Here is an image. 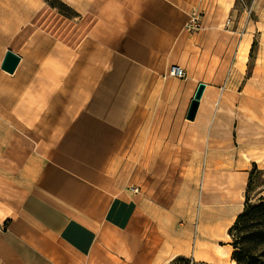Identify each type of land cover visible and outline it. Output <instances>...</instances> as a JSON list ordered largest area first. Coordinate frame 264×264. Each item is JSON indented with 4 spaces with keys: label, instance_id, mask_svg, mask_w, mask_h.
<instances>
[{
    "label": "crops",
    "instance_id": "1",
    "mask_svg": "<svg viewBox=\"0 0 264 264\" xmlns=\"http://www.w3.org/2000/svg\"><path fill=\"white\" fill-rule=\"evenodd\" d=\"M97 9L107 49L98 53L106 63L95 68L89 127L74 128L73 144L31 171L32 187L0 225V264H169L188 255L162 178L226 145L228 81L247 61L236 0H105ZM172 64L186 77L168 76ZM246 88L239 95L251 100ZM127 162L143 170L137 185L118 182Z\"/></svg>",
    "mask_w": 264,
    "mask_h": 264
},
{
    "label": "rangeland",
    "instance_id": "2",
    "mask_svg": "<svg viewBox=\"0 0 264 264\" xmlns=\"http://www.w3.org/2000/svg\"><path fill=\"white\" fill-rule=\"evenodd\" d=\"M104 2L36 0L34 8H27L19 0H0V225L32 187L30 174L40 160L53 159L66 143L73 144L74 128L89 127L95 68L106 63V57H98L106 42L96 30L97 8ZM236 5L243 33L240 55L247 53V61L229 77L235 96L222 113L226 145L195 154L193 167L162 178L161 190L171 199L170 220L178 232L187 230L189 242L183 255L188 261L169 264H231L230 229L247 198L257 203L264 197V0H236ZM15 7L24 17L17 25L10 16ZM7 50L21 57L14 73L1 68ZM9 81L15 90L8 89ZM244 84L251 100L239 95ZM122 167L119 184L137 185L143 170L131 162ZM255 259L264 262V249Z\"/></svg>",
    "mask_w": 264,
    "mask_h": 264
},
{
    "label": "trees",
    "instance_id": "3",
    "mask_svg": "<svg viewBox=\"0 0 264 264\" xmlns=\"http://www.w3.org/2000/svg\"><path fill=\"white\" fill-rule=\"evenodd\" d=\"M230 233L234 248L232 256L236 264H264L255 259L256 251L264 249V197H260L257 203L246 199L244 209ZM174 260L188 261L185 256H178Z\"/></svg>",
    "mask_w": 264,
    "mask_h": 264
},
{
    "label": "water",
    "instance_id": "4",
    "mask_svg": "<svg viewBox=\"0 0 264 264\" xmlns=\"http://www.w3.org/2000/svg\"><path fill=\"white\" fill-rule=\"evenodd\" d=\"M20 61H21V57L19 55L15 54L11 50H7L1 62V68L8 73H14ZM204 89H205V84L203 82H200L197 86V89L195 91V94L191 100L188 109V113H187L188 120H193L195 118L199 106V101L203 95Z\"/></svg>",
    "mask_w": 264,
    "mask_h": 264
},
{
    "label": "bare ground",
    "instance_id": "5",
    "mask_svg": "<svg viewBox=\"0 0 264 264\" xmlns=\"http://www.w3.org/2000/svg\"><path fill=\"white\" fill-rule=\"evenodd\" d=\"M19 1H22V2H24V4H25V7H27V8H34L35 7V5H36V0H19ZM11 11V14H10V16H12V18H13V20H14V22H15V25H17V24H19V23H22L23 22V19H24V17H22V15H20L19 14V11H18V8H14V9H10ZM5 22H7V21H5ZM12 24V23H11ZM9 25V27H8V29H10L11 27H12V25ZM6 25V24H5ZM42 42H46V41H44V40H42ZM29 43H30V41H29ZM245 50H246V48H245ZM91 50H89L88 51V53L90 52ZM92 55V52H90V54H89V56H91ZM78 59H79V56H78ZM44 64V63H43ZM42 64V68L44 69V65ZM75 64H74V66H73V69L75 70ZM91 68V67H90ZM73 69H72V72H73ZM28 81V80H27ZM12 81H9V85H10V87L8 88L9 90L10 89H12V90H15L14 89V87L12 86ZM25 83H27V82H25ZM26 85V84H25ZM25 88H26V86H25ZM20 93V94H19ZM25 93H27V89L25 90ZM16 95L17 96H22L23 95V93L22 92H18L17 90H16ZM220 255H223V254H225L224 252H218ZM228 254H229V252H228ZM228 256V255H227ZM234 260H232V262H231V264H234Z\"/></svg>",
    "mask_w": 264,
    "mask_h": 264
},
{
    "label": "built area",
    "instance_id": "6",
    "mask_svg": "<svg viewBox=\"0 0 264 264\" xmlns=\"http://www.w3.org/2000/svg\"><path fill=\"white\" fill-rule=\"evenodd\" d=\"M197 18L196 17H192L189 21V23L187 24V26H190L192 28H196L198 27V24H197ZM229 24V20L226 21V25ZM168 76L170 77H174V78H185L186 77V73H185V70L179 66L178 64H172L170 65L169 67V70H168V73H167ZM133 192H137V188H130Z\"/></svg>",
    "mask_w": 264,
    "mask_h": 264
}]
</instances>
